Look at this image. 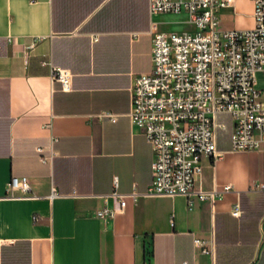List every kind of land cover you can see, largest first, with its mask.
<instances>
[{
    "label": "crops",
    "instance_id": "1",
    "mask_svg": "<svg viewBox=\"0 0 264 264\" xmlns=\"http://www.w3.org/2000/svg\"><path fill=\"white\" fill-rule=\"evenodd\" d=\"M149 4L0 0V264H264V192L253 189L264 181V142L233 150L229 114L216 117L220 156L204 160L196 182L221 193L215 203L146 194L154 155L130 118L131 88L153 68V22L167 30L173 16ZM54 66L73 73L71 90ZM258 87L264 94L261 72ZM14 175L29 178L30 194L8 192Z\"/></svg>",
    "mask_w": 264,
    "mask_h": 264
},
{
    "label": "built area",
    "instance_id": "2",
    "mask_svg": "<svg viewBox=\"0 0 264 264\" xmlns=\"http://www.w3.org/2000/svg\"><path fill=\"white\" fill-rule=\"evenodd\" d=\"M249 1L253 25L224 29L220 26L222 9L232 7L235 14L242 13L236 0H150L152 14L185 12L194 30H164L154 21L153 68L137 75L131 88L130 118L154 155L153 179L146 194L197 196L212 203L221 197L215 189L196 188L204 160L220 156L216 139L219 114L227 113L233 119V150L256 149L264 142V99L258 87V73L264 74V0ZM34 45L32 41L26 48ZM52 77L64 90L72 89L69 69L54 66ZM99 116L117 119L110 111ZM37 151L42 152L43 147L38 146ZM253 189L264 192V181ZM15 191L30 194L27 176L11 177L8 192ZM55 195L54 190L51 196ZM131 195L135 198L137 194ZM111 196L122 208L126 205V194L115 189ZM238 212L236 204L232 213ZM110 213L107 207L97 210L98 217ZM194 245L211 253L203 239L194 238Z\"/></svg>",
    "mask_w": 264,
    "mask_h": 264
},
{
    "label": "rangeland",
    "instance_id": "3",
    "mask_svg": "<svg viewBox=\"0 0 264 264\" xmlns=\"http://www.w3.org/2000/svg\"><path fill=\"white\" fill-rule=\"evenodd\" d=\"M250 3L240 2L237 4V9L242 13L235 14L234 9L232 12L228 10L227 12H223L221 16V28H246L251 25L253 22V17L249 13L251 10ZM188 17L185 12L175 13L171 18V24H168L166 29L169 31H186V30H194V26L187 21ZM263 81H261L262 83ZM264 99V94L262 95Z\"/></svg>",
    "mask_w": 264,
    "mask_h": 264
}]
</instances>
